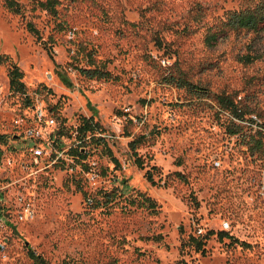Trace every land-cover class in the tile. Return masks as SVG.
<instances>
[{
    "label": "rangeland",
    "instance_id": "rangeland-1",
    "mask_svg": "<svg viewBox=\"0 0 264 264\" xmlns=\"http://www.w3.org/2000/svg\"><path fill=\"white\" fill-rule=\"evenodd\" d=\"M15 1L0 55L28 100L0 64V264H264V28L205 42L249 0ZM30 130L60 158L35 160Z\"/></svg>",
    "mask_w": 264,
    "mask_h": 264
},
{
    "label": "trees",
    "instance_id": "trees-1",
    "mask_svg": "<svg viewBox=\"0 0 264 264\" xmlns=\"http://www.w3.org/2000/svg\"><path fill=\"white\" fill-rule=\"evenodd\" d=\"M55 0H47L45 2L39 3L42 9L48 10L50 12H54ZM4 6L14 14H21L22 8L18 2L15 0H5ZM224 29H219L216 33H210L206 36L205 42L208 45H212L213 42L217 40V38L226 32V29H246V30H259L264 28V0H249L244 8L239 10L230 11L226 14L225 19L221 23ZM27 30L35 36H38V29L33 25V23L28 22L26 24ZM157 42L159 41L156 39ZM251 59L246 57V62H249ZM10 62V58L7 55H0V64H5ZM10 69L8 72L9 78V88L11 91L23 95L27 98V90L26 86L23 82V72L19 69V67L10 62ZM85 73L89 74L90 77H107L108 73L99 69H85ZM180 80L183 84L189 86V88H199L195 85H191L186 79L180 77ZM198 91V90H197ZM215 99L219 104L221 110L228 112L232 118L237 120H245V117L250 114V112L243 108L239 107L238 104L234 101V99L225 94H216ZM100 126L98 122H94L91 118H83L80 125L75 129L76 138L80 140H84L86 137L90 136L91 139H95V134L99 133ZM99 140V138H98ZM6 141V137L4 135H0V144H4ZM254 145V143H253ZM252 145V146H253ZM258 149H262L263 143L258 140L257 141ZM251 148V147H250ZM1 152V151H0ZM75 153L79 154V157L85 159L86 155L82 153V151H78L75 149ZM88 203L92 202L90 197L87 199ZM197 242L198 239L193 238ZM30 257L34 259L36 262H41V258L38 255H35L32 251H30Z\"/></svg>",
    "mask_w": 264,
    "mask_h": 264
},
{
    "label": "built area",
    "instance_id": "built-area-1",
    "mask_svg": "<svg viewBox=\"0 0 264 264\" xmlns=\"http://www.w3.org/2000/svg\"><path fill=\"white\" fill-rule=\"evenodd\" d=\"M41 118H42V114L38 116L39 120H41ZM49 122L50 124L55 125L54 119H50ZM28 135L30 136V139L35 138L38 141V143L35 142L30 147L32 156L35 160L46 155L49 156L50 158L55 157L59 159L60 156L62 155V151L60 152L61 149L56 150L50 147V145L52 146V143L53 144L56 143L55 139L53 140V142H51L50 137H44L40 131L35 132L34 130H30Z\"/></svg>",
    "mask_w": 264,
    "mask_h": 264
}]
</instances>
